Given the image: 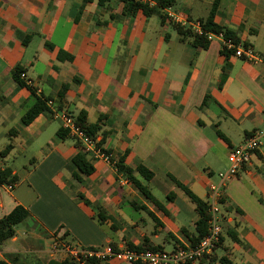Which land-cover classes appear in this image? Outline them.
Wrapping results in <instances>:
<instances>
[{"label": "crops", "instance_id": "0c3cea01", "mask_svg": "<svg viewBox=\"0 0 264 264\" xmlns=\"http://www.w3.org/2000/svg\"><path fill=\"white\" fill-rule=\"evenodd\" d=\"M212 2L174 0L161 22L124 14L120 0L103 7L98 0H0V137L12 145L0 170L17 177L12 187L0 185V219L18 205L29 214L2 244L0 261H62L63 244L164 252L191 245L200 216L179 186L206 205L229 149L264 126V0H220L214 15L258 62L225 57L217 36L205 49L180 39L175 26L192 29ZM60 52L70 61H58ZM16 67L24 86L13 80ZM32 91L71 117L85 111L112 165L88 155L92 172L82 174L71 162L76 141L58 137L61 121L49 109L21 126ZM220 212L219 246L194 264H264V147L226 183Z\"/></svg>", "mask_w": 264, "mask_h": 264}, {"label": "built area", "instance_id": "2783aa9c", "mask_svg": "<svg viewBox=\"0 0 264 264\" xmlns=\"http://www.w3.org/2000/svg\"><path fill=\"white\" fill-rule=\"evenodd\" d=\"M149 6L153 5V0H135ZM167 18H176L173 14L167 13ZM192 32L202 34L199 23L192 26ZM207 42L211 41L215 36L221 38L222 47L226 50L233 51L235 57L245 59L248 62H258L260 58L250 46L244 47L242 44L235 45L231 40H224L222 35L204 34ZM28 85H31L28 82ZM46 107L52 112L55 119L61 121L62 129L67 135L77 141L82 150L88 155L101 159L102 161L112 165L110 156L103 152L102 149L96 147V141L90 139L85 132L75 125L73 118L65 112L55 110L52 102L45 101ZM264 147V126L253 131L247 136L243 142L234 148H230L227 155V168L219 172L217 177L218 184L208 185L207 194V233L195 244L184 247H177L170 252L153 251L147 249L125 248L115 250L111 247L87 249L78 245L63 244L57 248L66 254L67 259H71L77 263L84 264L89 259H96L102 263H110L113 261L123 262L127 264H194L210 257L218 248L222 235L223 217L220 212L222 192L226 183L235 177L240 169L249 162L251 155ZM55 248V247H54Z\"/></svg>", "mask_w": 264, "mask_h": 264}, {"label": "trees", "instance_id": "16d2710c", "mask_svg": "<svg viewBox=\"0 0 264 264\" xmlns=\"http://www.w3.org/2000/svg\"><path fill=\"white\" fill-rule=\"evenodd\" d=\"M124 3V14L126 15H134L136 12L140 11L142 14L146 17H150L153 15H156L160 18V21L163 22L165 19V16L163 15V10L173 6L174 0H153L154 1V7H151L147 4L140 3L135 0H120ZM220 0H213L208 15L201 19L199 21V25L202 30V34L197 35L192 32L190 28H183L181 26H175L176 32L179 34L180 39L182 41L186 39H190L189 43L195 48L198 49H205L208 45V42L205 39L204 34L210 33L213 35H219L221 34L223 39L231 40L233 44L238 45L240 44L238 37L236 34L225 28L217 25L214 22V15L216 13L218 4ZM108 0H98V6L103 7L105 3H107ZM83 5L80 6V9H82ZM244 47H247L245 43L242 44ZM45 47L48 49H51L49 44H45ZM222 55L225 57H228L230 54L233 55V51L226 50L224 47H222L221 51ZM67 60L70 61L71 56L64 54L63 52H60L58 54L57 60ZM22 73V69L20 67H16L12 73L13 80L19 85L24 86L23 82L20 80L19 76ZM67 90L66 86H63L61 91L58 93L59 100H63L64 93ZM32 98H33V104L26 110V112L21 116L20 118V124L21 126H27L29 125L39 114L42 113H48V108L45 105V101L47 99L40 98L35 96L34 92H31ZM58 109H60L59 106H57ZM74 120V123L76 126H78L80 129H82L85 134L92 140L95 141L96 135L99 131V127L97 124H88L86 120V112L81 110L79 111L75 116L72 117ZM58 137L61 139L65 138L67 135V132L63 129H59L57 131ZM104 142V135L101 140L96 142V147L102 149V145ZM77 146L79 147V153L76 154L72 158V164L84 175H88L92 172V166L90 162L88 161L87 157L88 154L85 153L80 144L76 141ZM12 149V145H7L1 152L0 157H5L10 150ZM103 150V149H102ZM104 153L109 155L108 151L103 150ZM113 162L112 160H110ZM115 168L117 171H122L123 168V158H119L115 161ZM137 171L144 177V178H150L151 174L146 171L142 167H138ZM125 178L131 182L140 192L147 195L146 190L135 181L132 177V175L129 172H125ZM17 182V177L12 174L11 170L9 168H4L0 170V185H5L12 187ZM186 195L190 198L192 203L196 206V209L199 213V220L196 222V236L191 240V245H195L206 233H207V208L206 205L201 202L197 197H195L189 190L186 188L179 186ZM29 217L28 212L21 206H16L10 213L3 216L0 219V248L4 242L11 239L14 236L15 233V227L19 224L23 223L25 220H27ZM227 235L230 237V239L234 242H238L236 236L233 234L231 230L227 231ZM222 239V238H221ZM220 239V241H221ZM68 245V244H66ZM70 245V244H69ZM221 264H227L224 259L220 260ZM0 264H7L4 261H0ZM47 264H80L77 263L71 259H65L62 261H49ZM84 264H103L102 262L97 261L96 259H89Z\"/></svg>", "mask_w": 264, "mask_h": 264}, {"label": "rangeland", "instance_id": "374dc122", "mask_svg": "<svg viewBox=\"0 0 264 264\" xmlns=\"http://www.w3.org/2000/svg\"><path fill=\"white\" fill-rule=\"evenodd\" d=\"M12 126H13V124L9 125V127H12ZM7 142H8V139L7 138L0 137V150L5 147V145L7 144Z\"/></svg>", "mask_w": 264, "mask_h": 264}]
</instances>
